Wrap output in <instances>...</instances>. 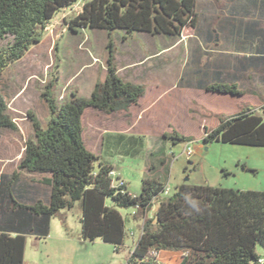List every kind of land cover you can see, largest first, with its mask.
Listing matches in <instances>:
<instances>
[{"label":"trees","instance_id":"obj_1","mask_svg":"<svg viewBox=\"0 0 264 264\" xmlns=\"http://www.w3.org/2000/svg\"><path fill=\"white\" fill-rule=\"evenodd\" d=\"M234 4L239 0H225ZM257 2V0H251ZM78 0H0V80L36 45L50 21ZM200 0H89L65 22L72 34L102 31L107 35V77L89 99L71 94L58 105L49 90L42 94L49 110L46 127L29 116L33 135L24 144L17 170L0 174V264H24L28 237L45 240L52 219L79 204L80 237L100 240L118 251L127 237L119 210H133L141 222L140 236L126 264H160L155 254L181 253L179 264H264V192L238 191L182 184L165 194L164 181L145 177L138 196L115 178L110 165L87 151L81 141L86 109L105 114L126 111L143 97L144 89L121 79L113 59L112 36L137 33L172 39L190 37L200 29ZM216 25L217 32L240 34L243 23L235 7ZM252 30V28H250ZM253 27V34L257 33ZM255 32V33H254ZM112 49V50H111ZM49 87V86H48ZM205 91L240 96L234 85L211 84ZM264 107L260 114L244 107L219 117L205 129L203 145L211 143L264 148ZM15 131L0 88V131ZM172 147L193 140L169 136ZM189 165L191 163H188ZM38 176L48 188L46 201L27 204L22 174ZM163 197L161 198L160 196ZM111 202V206L107 205ZM155 207L154 214L148 217Z\"/></svg>","mask_w":264,"mask_h":264},{"label":"rangeland","instance_id":"obj_2","mask_svg":"<svg viewBox=\"0 0 264 264\" xmlns=\"http://www.w3.org/2000/svg\"><path fill=\"white\" fill-rule=\"evenodd\" d=\"M87 1L89 0H78L72 8L57 14L42 33L39 42L2 76L0 88L15 131H0V173L11 174L17 170L25 141L33 135L29 116L38 120L42 126L48 121L49 110L42 98L47 89L53 100L60 105L68 101L71 94L82 98L90 97L95 85L105 82L107 61L111 53L107 50L108 42L104 33H82L71 37L65 24ZM217 22L219 23L218 20ZM190 37L172 41L147 37H135L133 41L126 43L113 41L111 50L119 77L131 82L140 81L144 87H150L152 83H165L172 87L186 81V72L200 70L212 59H216L220 52L226 50L222 49L226 46L222 41L218 40L219 47L213 48V45L206 47L196 37ZM3 45L4 43L0 44ZM252 77L257 78V75L253 74ZM249 98L264 100V91L255 89ZM176 100L175 96L164 100L170 115H159L160 121H166L167 117L172 116V111L174 121L182 122L187 102L183 100L184 102L176 104ZM242 102L239 101L238 104ZM252 103L248 102L249 105ZM171 104L175 108H172ZM196 107L193 114L200 117V107ZM202 110H205V107H202ZM98 119L91 110L83 116V135L87 144L93 146V151L98 149V136H93L94 131L98 126L102 129L108 127L103 119L99 122ZM192 135L196 140L190 144L193 151L190 158L184 155L185 143L174 147L168 144L166 147L169 156L174 157L170 167L171 191L168 195L172 194L175 183L191 179V173L187 170L188 163L196 165L197 175L201 172L211 174L215 169H225L229 174L223 179L222 185L232 190L264 192V149L217 143L203 145L202 139H197L194 133ZM81 141L84 144L83 139ZM150 142L157 143L158 140L151 139ZM146 157L144 151L137 156H111L115 169L114 177L128 182V191L132 194L138 195L140 191ZM244 164L253 166L258 171L243 173L241 166ZM107 205L111 206V202L107 201ZM154 211L155 207L149 213V218L153 216ZM119 212L125 218L127 237L124 246L118 251L100 240L93 243L81 240V211L77 203L71 211L64 212L67 214L66 219L56 217L60 218L62 224L66 223L69 230H66V227L57 230L54 225L59 221L54 218L47 239L27 238L24 264H126L140 236L141 222L132 219L131 209ZM155 257L160 264H179L182 260V254L174 252H161Z\"/></svg>","mask_w":264,"mask_h":264},{"label":"crops","instance_id":"obj_3","mask_svg":"<svg viewBox=\"0 0 264 264\" xmlns=\"http://www.w3.org/2000/svg\"><path fill=\"white\" fill-rule=\"evenodd\" d=\"M231 7H235V10L239 13L241 21L244 24L243 28L240 34L235 33L233 35L229 32L220 34L216 28L218 24L217 20L220 21L225 17H229L228 13ZM199 10L202 15L199 19L200 30L190 38L196 37L206 47L213 45V48L219 47L217 44L218 40L222 41L226 45L222 47V49H226L224 50L225 52H220L216 59H212L209 64L200 70L186 72L184 74L186 81L175 84L172 87L165 83H152L150 87H144V84L140 81L131 82L120 77L125 82L143 87V97L136 105L131 106L126 111L121 110L110 114L90 108L84 111L83 116L91 110L94 113V117L99 118L98 122L103 119L108 124L107 128L102 129L98 126V129L94 131L93 136H98V149L93 151L91 150L93 146L87 144L83 135L82 116L81 139H83V145L87 151L100 157L103 162L112 167L113 174L115 173V169L111 162L112 155L120 157L137 156L140 152L144 151L147 157L141 180L145 177H151L164 181L170 192V167L174 157L173 155L169 156L166 151L167 145L171 144L169 136L177 134L196 140L195 137H192L194 133L196 138L201 140L204 137L205 129L211 130L218 126L219 117L236 115L244 107H250L257 114H260V109L264 107V100L249 98L255 89L259 92L264 91V0H257L256 3L251 0H239L234 4H228L225 0H200ZM254 26H257L258 34H253ZM83 33L96 34L104 32L84 31ZM68 34L71 37H75L82 33L72 34L68 31ZM104 36L108 42V37L105 33ZM135 37H147L150 39H160L161 41L177 40L165 36H150L144 33L134 34L126 38V40L122 39V35H114L112 36V40L126 43L133 41ZM253 74H256L257 78L252 77ZM106 77L107 74L104 77V81ZM215 83L228 86L235 84L241 90V95L233 96L205 91L204 87ZM172 91L173 93H171ZM169 96L177 97L176 104H179L183 100L187 102L181 123L174 121L172 111V116L167 117L166 121L162 122L159 119V115H170L169 110H167L168 105L164 101ZM83 99H89V97ZM239 101L243 102L238 104ZM249 101L253 102L252 105L248 104ZM191 102L194 103L192 104ZM195 105L200 107V117L193 114L197 108ZM171 107L173 108L174 105L171 104ZM202 107H205V110H202ZM46 124L44 126L41 125V127L45 128ZM151 139L158 140V142L151 143ZM191 143L194 142L192 141ZM237 167H239V164H237ZM187 170L191 173V179L187 180V182L175 183L174 189L182 184L232 189L222 185L223 179L229 174L225 169L221 168L220 171L215 169L214 173L204 174V172H201L200 175H197V167L194 163H191ZM241 170L243 173H255L254 170L258 171L255 167H248L246 164L241 166ZM22 176V190L25 193L27 204L37 200L46 201L49 191L47 187L40 183L41 178L24 173ZM115 178L122 180L117 176ZM123 182L125 181L123 180ZM125 184L130 196H138L136 193L132 194L128 191V182H125ZM66 215V213L62 212L60 218L66 219ZM60 218H55L59 221L55 223V228L59 230L66 227V230H69L68 225L66 223L65 225L62 224ZM52 223L53 220H51L49 225V234Z\"/></svg>","mask_w":264,"mask_h":264},{"label":"built area","instance_id":"obj_4","mask_svg":"<svg viewBox=\"0 0 264 264\" xmlns=\"http://www.w3.org/2000/svg\"><path fill=\"white\" fill-rule=\"evenodd\" d=\"M191 143H186V146L184 148V155L187 157V158H190L192 156V147L190 145ZM114 175V174H113ZM124 184V182H119V185L122 186ZM165 194H169V189L166 188L165 190ZM157 254L154 253V256H156Z\"/></svg>","mask_w":264,"mask_h":264}]
</instances>
